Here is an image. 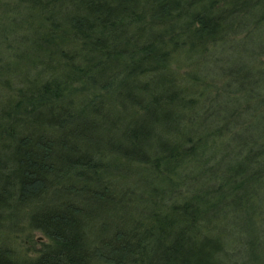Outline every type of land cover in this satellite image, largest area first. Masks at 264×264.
Here are the masks:
<instances>
[{
  "label": "trees",
  "instance_id": "16d2710c",
  "mask_svg": "<svg viewBox=\"0 0 264 264\" xmlns=\"http://www.w3.org/2000/svg\"><path fill=\"white\" fill-rule=\"evenodd\" d=\"M30 4V78L0 107V225L49 242L30 258L4 239L0 264H264V60L206 68L260 35L264 0Z\"/></svg>",
  "mask_w": 264,
  "mask_h": 264
},
{
  "label": "rangeland",
  "instance_id": "374dc122",
  "mask_svg": "<svg viewBox=\"0 0 264 264\" xmlns=\"http://www.w3.org/2000/svg\"><path fill=\"white\" fill-rule=\"evenodd\" d=\"M30 8V0H0V107L2 108L5 106L4 102L7 106V103L12 102L14 96L17 95L19 89H23L22 85L25 83L21 81V77L19 78L18 74L25 71L24 74H27L30 78V53H32L30 51V37L32 36ZM256 34L257 33L249 35L248 32H241L236 35L237 37H235L234 45H226L224 48L220 49L222 51L216 52V55H219H215L214 58L210 60L211 67L210 64L206 67L212 68V77H218V75H220L218 74L220 71H217L220 64L230 65L242 59L253 63L254 68L261 69L262 65L260 62L264 60V52H260V44L258 45L257 43L258 39L261 38L263 44L262 47H264V26L260 35L258 34V36H256ZM23 54L26 56H22ZM215 60L220 61L218 62ZM182 65L183 64L180 62L173 66H180L178 69L183 73L185 71H192L194 66V64L191 63H188V66L185 67ZM181 81H183V79ZM216 82L222 83L223 78L221 77V80L216 78ZM263 97L264 95L260 97L257 96V98L261 99H264ZM257 98H254L255 102L258 101ZM244 99L246 98L244 97ZM263 110L264 108H261L262 112H264ZM250 117H253L251 115V111ZM4 119L5 117L2 120ZM4 140L6 141H4L5 145H9V143H11L9 136L4 138ZM131 181L132 180H127V184L131 185ZM165 198H167V196H165ZM172 198L173 200H176L175 197ZM147 201L150 200L147 199ZM152 201L154 203V201L159 202L160 200L156 199ZM136 204H139L140 207ZM133 205H136L139 210L144 209V205L142 203L135 202ZM145 207H147V204H145ZM261 209L264 210V204ZM128 212L127 216L132 222V214H129ZM2 240L5 241L3 243L7 244L8 247L15 250L17 257L30 258L36 257L40 254L39 250L43 247V242H49L48 237L45 236L42 231L35 229L26 230L24 226L10 229L1 224L0 246L2 245ZM230 250L232 249L229 248L227 252H230Z\"/></svg>",
  "mask_w": 264,
  "mask_h": 264
}]
</instances>
